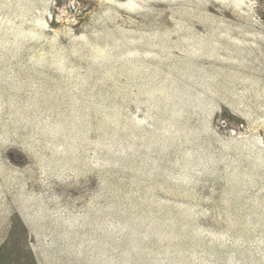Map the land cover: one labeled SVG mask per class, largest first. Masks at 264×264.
<instances>
[{
  "label": "rangeland",
  "instance_id": "1",
  "mask_svg": "<svg viewBox=\"0 0 264 264\" xmlns=\"http://www.w3.org/2000/svg\"><path fill=\"white\" fill-rule=\"evenodd\" d=\"M15 218L37 264H264V0H0Z\"/></svg>",
  "mask_w": 264,
  "mask_h": 264
},
{
  "label": "trees",
  "instance_id": "2",
  "mask_svg": "<svg viewBox=\"0 0 264 264\" xmlns=\"http://www.w3.org/2000/svg\"><path fill=\"white\" fill-rule=\"evenodd\" d=\"M21 232L23 233L24 241H27L28 231L23 227L22 222L19 218L11 220V226L9 230V241L8 244L2 245L0 247V264H22L21 259L23 258L24 264H37L34 253L30 248L24 247L22 256L19 255V239L22 238ZM18 239V241L16 240ZM27 243V242H26ZM28 244H25V246Z\"/></svg>",
  "mask_w": 264,
  "mask_h": 264
}]
</instances>
